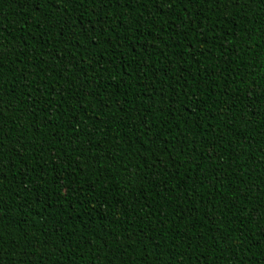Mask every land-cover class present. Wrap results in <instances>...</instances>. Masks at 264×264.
<instances>
[{"label": "trees", "instance_id": "obj_1", "mask_svg": "<svg viewBox=\"0 0 264 264\" xmlns=\"http://www.w3.org/2000/svg\"><path fill=\"white\" fill-rule=\"evenodd\" d=\"M0 264H264V0H0Z\"/></svg>", "mask_w": 264, "mask_h": 264}]
</instances>
